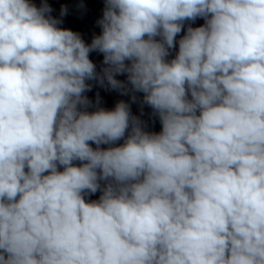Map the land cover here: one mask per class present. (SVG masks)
Masks as SVG:
<instances>
[{"label":"clouds","instance_id":"clouds-1","mask_svg":"<svg viewBox=\"0 0 264 264\" xmlns=\"http://www.w3.org/2000/svg\"><path fill=\"white\" fill-rule=\"evenodd\" d=\"M104 4L85 43L0 0V264H264V0Z\"/></svg>","mask_w":264,"mask_h":264}]
</instances>
